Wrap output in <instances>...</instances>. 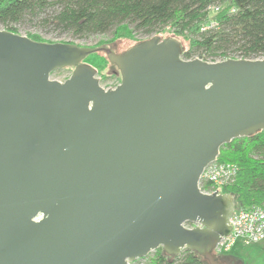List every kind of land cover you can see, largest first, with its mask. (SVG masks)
I'll return each instance as SVG.
<instances>
[{
  "label": "water",
  "instance_id": "95a60500",
  "mask_svg": "<svg viewBox=\"0 0 264 264\" xmlns=\"http://www.w3.org/2000/svg\"><path fill=\"white\" fill-rule=\"evenodd\" d=\"M102 51L114 88L85 60ZM182 51L173 36L118 53L0 28V264H129L158 247L226 264L235 196L198 181L223 144L264 129V57Z\"/></svg>",
  "mask_w": 264,
  "mask_h": 264
},
{
  "label": "trees",
  "instance_id": "16d2710c",
  "mask_svg": "<svg viewBox=\"0 0 264 264\" xmlns=\"http://www.w3.org/2000/svg\"><path fill=\"white\" fill-rule=\"evenodd\" d=\"M25 21L75 38L113 31L147 38L170 28L187 43L185 59L264 57V0H0L3 28L18 33L15 26ZM27 36L43 41L36 34ZM99 53L103 51L85 60L91 63ZM217 161L237 165L235 177L224 186L236 205L264 209V129L223 144ZM141 259H147L146 264H208L191 249L171 256L158 247Z\"/></svg>",
  "mask_w": 264,
  "mask_h": 264
},
{
  "label": "rangeland",
  "instance_id": "374dc122",
  "mask_svg": "<svg viewBox=\"0 0 264 264\" xmlns=\"http://www.w3.org/2000/svg\"><path fill=\"white\" fill-rule=\"evenodd\" d=\"M15 27L18 29V33L21 35H38L39 38H41L44 42H73L76 43L77 45H82V46H102L105 43L110 46L113 50L116 52H123L129 47L133 46L137 41L147 39L146 37H143L142 34L140 33H134L133 34H127V33H122L120 35H117L112 32H107V33H102L98 35H92L91 37L88 38H75L69 34L66 33H61L58 30H54L51 27L45 25H41L36 21H25L22 22L21 24H17ZM0 28H3V26L0 25ZM5 29V28H4ZM161 38H168L170 36L176 37L173 35L171 32L170 28H167L164 31L159 32ZM178 38V37H176ZM184 45H187V43L182 39L178 38ZM91 65H93L97 69V77L100 80V85L102 87L110 86L118 81V77L120 78L119 70L118 68L115 67V65H112L107 57L105 56V53H99L96 54L95 56L92 57ZM89 63V62H88ZM93 63V64H92ZM73 71V67H64V68H59L58 70L54 71L51 74V78L55 80H64L70 76V74ZM203 188L206 190L211 189V184H204ZM236 204L237 201H236ZM258 242H253L250 244H241V242L236 241L235 245L229 249L228 251L220 252L217 253V255H224L225 253L228 254L231 251L237 249L238 252L243 255V260L244 264H264V249L262 248H257ZM147 259H135L133 262L129 264H146Z\"/></svg>",
  "mask_w": 264,
  "mask_h": 264
},
{
  "label": "built area",
  "instance_id": "2783aa9c",
  "mask_svg": "<svg viewBox=\"0 0 264 264\" xmlns=\"http://www.w3.org/2000/svg\"><path fill=\"white\" fill-rule=\"evenodd\" d=\"M117 83L103 88H114ZM237 169V165L233 163L219 162L216 159L210 162L200 174L198 187L208 194L214 191L225 192L224 186L232 181ZM204 184H211V189H204ZM228 222L230 225L229 235L223 236L216 244V253L228 251L236 241L246 245L264 240V209L262 207L252 205L243 208L236 205ZM186 226H193V224L189 223Z\"/></svg>",
  "mask_w": 264,
  "mask_h": 264
},
{
  "label": "crops",
  "instance_id": "0c3cea01",
  "mask_svg": "<svg viewBox=\"0 0 264 264\" xmlns=\"http://www.w3.org/2000/svg\"><path fill=\"white\" fill-rule=\"evenodd\" d=\"M257 245H258L257 248L264 249V240L259 241ZM242 256L243 255H241V253L238 252L237 249H235L228 254L225 253L224 255H222L221 259L226 264H244V260Z\"/></svg>",
  "mask_w": 264,
  "mask_h": 264
}]
</instances>
